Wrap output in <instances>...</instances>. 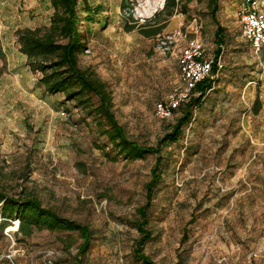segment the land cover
Masks as SVG:
<instances>
[{
	"label": "rangeland",
	"instance_id": "374dc122",
	"mask_svg": "<svg viewBox=\"0 0 264 264\" xmlns=\"http://www.w3.org/2000/svg\"><path fill=\"white\" fill-rule=\"evenodd\" d=\"M177 1L166 27L148 37L127 31V17L156 26L167 19L156 15L166 0H79L90 47L80 64L107 83L116 118L143 145H156L176 121L178 115L159 118L156 104L183 87L187 42L198 38L207 57L218 49L210 0ZM241 2L219 1L227 38L219 82L180 140L163 151L149 212L153 238L144 246L154 264H264V54L242 35ZM53 12L50 0H0V183L9 194L32 193L90 225L94 240L81 264H144L134 256L136 210L156 155L107 157L104 150L118 154L94 115L41 87L17 31L49 25ZM18 221L0 229V264H77V233L44 230L24 238L13 228Z\"/></svg>",
	"mask_w": 264,
	"mask_h": 264
},
{
	"label": "trees",
	"instance_id": "16d2710c",
	"mask_svg": "<svg viewBox=\"0 0 264 264\" xmlns=\"http://www.w3.org/2000/svg\"><path fill=\"white\" fill-rule=\"evenodd\" d=\"M219 1L210 0V14L217 25L216 60L222 55V47L227 43L226 30L217 19ZM50 2L54 8L50 24L44 27L19 29L18 42L22 51L27 54L32 70L40 73L39 84L47 93L62 94L66 102H75L78 108L88 110L90 115H94L100 133L108 138L109 144L118 154L111 156L109 151L104 150L107 157L116 160L122 156L135 161L150 154L156 155L151 169V178L146 184V200L136 210L135 225L140 237L136 241L134 251L137 260L144 264H154L145 254L144 246L153 238V233L148 227L149 212L155 199L156 189L163 178V168L167 160L163 151L171 144L178 142L185 129L194 121L196 109L203 104L208 94L216 89L224 67L219 68L217 63L214 65L212 74L201 81L190 99L183 102L176 110L173 117L174 119L178 115L176 121L158 139L156 145H143L129 138L124 126L116 118L107 83L90 69L82 68L80 64V57L90 47L87 34L81 28L83 18L80 16L79 0H50ZM129 2L130 0H122L124 6ZM178 6L177 0H166L164 9L156 15L167 13V19L152 27L139 25L135 20L130 22V19H134L130 14L124 28L127 31L137 28L145 36H156L166 27L167 20L178 11ZM101 10L98 7V12ZM88 19L91 21L94 17ZM228 36L230 38V35ZM247 42L250 43L248 40ZM255 102L258 105L261 103L259 98ZM0 216L2 217L1 231L12 225L13 221L19 220L17 235H22L24 238L44 230L77 233L81 239L76 256L77 264L82 263L83 257L92 247L95 233L90 225L64 217L55 209L45 206L41 199L32 193L9 194L1 183Z\"/></svg>",
	"mask_w": 264,
	"mask_h": 264
},
{
	"label": "built area",
	"instance_id": "2783aa9c",
	"mask_svg": "<svg viewBox=\"0 0 264 264\" xmlns=\"http://www.w3.org/2000/svg\"><path fill=\"white\" fill-rule=\"evenodd\" d=\"M261 7L262 0H243L238 10L243 36L257 54H264V11ZM216 63L219 68L224 67L222 55L217 60L207 57L202 41L198 38L189 40L180 57L183 87L166 102L156 104V115L165 120L173 118L181 104L190 99L197 85L212 74Z\"/></svg>",
	"mask_w": 264,
	"mask_h": 264
},
{
	"label": "crops",
	"instance_id": "0c3cea01",
	"mask_svg": "<svg viewBox=\"0 0 264 264\" xmlns=\"http://www.w3.org/2000/svg\"><path fill=\"white\" fill-rule=\"evenodd\" d=\"M50 18H51V16H50ZM29 27H32V26H29ZM34 28V27H33ZM215 31L216 30H214V36H215ZM242 32V31H241ZM243 35V34H242ZM244 37V36H243ZM244 39L247 41V39L244 37ZM26 57H28V56H26ZM40 77V76H39ZM38 81H39V78H38ZM42 87V86H41ZM43 88V87H42ZM44 89V88H43Z\"/></svg>",
	"mask_w": 264,
	"mask_h": 264
},
{
	"label": "bare ground",
	"instance_id": "6f19581e",
	"mask_svg": "<svg viewBox=\"0 0 264 264\" xmlns=\"http://www.w3.org/2000/svg\"><path fill=\"white\" fill-rule=\"evenodd\" d=\"M15 230H17L19 228V221L17 222V226L13 227Z\"/></svg>",
	"mask_w": 264,
	"mask_h": 264
}]
</instances>
